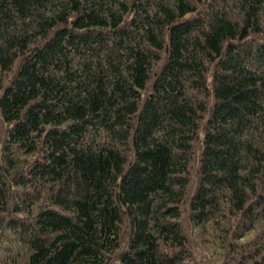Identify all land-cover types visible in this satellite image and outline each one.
Returning a JSON list of instances; mask_svg holds the SVG:
<instances>
[{
    "label": "trees",
    "instance_id": "16d2710c",
    "mask_svg": "<svg viewBox=\"0 0 264 264\" xmlns=\"http://www.w3.org/2000/svg\"><path fill=\"white\" fill-rule=\"evenodd\" d=\"M211 260L264 264V0H0V264Z\"/></svg>",
    "mask_w": 264,
    "mask_h": 264
},
{
    "label": "rangeland",
    "instance_id": "374dc122",
    "mask_svg": "<svg viewBox=\"0 0 264 264\" xmlns=\"http://www.w3.org/2000/svg\"><path fill=\"white\" fill-rule=\"evenodd\" d=\"M193 240V239H192ZM194 243V242H193ZM193 246V244H192ZM208 264H219L217 260H211Z\"/></svg>",
    "mask_w": 264,
    "mask_h": 264
}]
</instances>
